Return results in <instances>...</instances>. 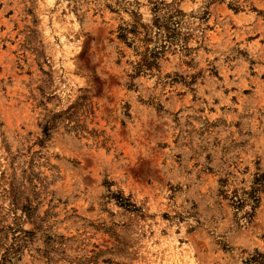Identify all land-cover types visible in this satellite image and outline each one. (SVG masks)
I'll return each mask as SVG.
<instances>
[{"label": "rangeland", "instance_id": "374dc122", "mask_svg": "<svg viewBox=\"0 0 264 264\" xmlns=\"http://www.w3.org/2000/svg\"><path fill=\"white\" fill-rule=\"evenodd\" d=\"M0 264H264V0H0Z\"/></svg>", "mask_w": 264, "mask_h": 264}]
</instances>
